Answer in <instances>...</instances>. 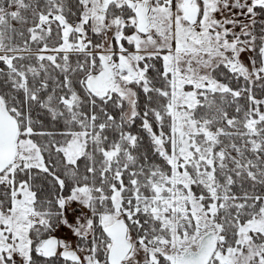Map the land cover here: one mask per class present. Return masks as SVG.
<instances>
[{"label": "snow or ice", "instance_id": "6c2138e0", "mask_svg": "<svg viewBox=\"0 0 264 264\" xmlns=\"http://www.w3.org/2000/svg\"><path fill=\"white\" fill-rule=\"evenodd\" d=\"M0 264H264V0H0Z\"/></svg>", "mask_w": 264, "mask_h": 264}]
</instances>
